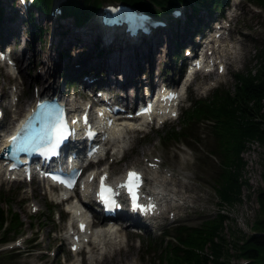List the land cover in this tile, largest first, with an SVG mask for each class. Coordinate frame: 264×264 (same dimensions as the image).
Listing matches in <instances>:
<instances>
[{
  "label": "rangeland",
  "instance_id": "1",
  "mask_svg": "<svg viewBox=\"0 0 264 264\" xmlns=\"http://www.w3.org/2000/svg\"><path fill=\"white\" fill-rule=\"evenodd\" d=\"M109 1L110 0H100L102 3ZM227 1H230V6H234L237 1L239 4L235 6L236 13L232 20L229 21V26L226 20L222 23L224 30L221 31V33H224L222 36L224 41L222 43L217 42L216 44L220 46H229L224 54H230V52L233 54L223 58L225 70L222 74L217 72H214L212 75L198 73L195 76L194 80L189 84L185 97L179 104L177 111L178 116L182 113L183 109L186 108L190 99L199 97L204 98L217 86H231L233 84V75L253 68L255 65V53L257 50L264 48V7L257 5V3H255L256 0ZM8 2L7 0L6 4ZM225 9V11L223 10L218 14L223 15V17L226 16V11L229 8ZM189 10L190 9L187 8V12ZM10 12H13V10L10 9L9 13ZM13 13L15 14V12ZM202 15L208 14L204 12ZM6 16L7 13L5 12L3 20ZM216 16L217 15H214V17ZM33 21L42 30L39 32L38 29L32 28L33 30L30 34L31 30L27 32V30L22 27V34L24 35L23 39L26 37L28 42L30 37H32L34 43L31 47L34 53H36V56L34 58L29 57L26 61H20L19 65L15 67L16 69L12 71L13 77H10L5 70L3 71L0 69V93L4 95V98L2 95L0 99L3 101L4 107L12 101L8 96L13 93L14 88L16 89V97L14 99H17L14 107H9L7 110L2 107L5 112L2 131L13 126V124H9L13 117L16 118V121L23 117L32 106L35 94H37L38 90L40 91L42 83L43 86L47 88L49 83L54 82L56 86H52L53 88H57L56 90H58L59 87L60 89L58 91L62 93L66 92L67 86L63 83V75L66 71L65 68L75 64V60H77L78 57L81 56L85 59L89 57H91V59L94 58L93 63L95 61L102 62V54L98 55L99 52L96 51V47L93 46L95 37H102L98 39H102V44L99 46L103 48V51L109 49L111 50L110 52H112L121 50L122 47L124 49L129 48L130 50L135 48L133 45H126L127 43L121 31L108 32L107 30H99L96 21L95 24H90L92 21L90 20L89 23H87L88 26H73L72 24L74 23L71 18L62 20L59 22L60 26H62L60 30L63 32L62 35L59 34L60 32L56 27V21L52 26V20H50L49 17H42L41 19L36 17ZM183 25L184 24L180 22L176 27L182 30ZM14 26H16V24H14ZM185 29L188 31L187 27ZM209 29H212V26ZM70 32L74 34H70ZM166 33L167 29L157 32V34L163 36V38H166ZM78 34L80 35L78 36ZM81 34H84L86 37L81 38ZM149 36H151V34H149ZM171 37L170 35V45L173 43ZM15 40L18 41L16 35ZM114 40L117 43H113ZM189 40L195 41L192 36ZM7 43L11 44L9 42ZM86 43H88L87 46L89 50L87 49V51L83 53L78 52L77 55L74 56L75 51H72L73 48H81L82 45L84 46ZM118 45L122 47H118ZM185 45L183 47H185ZM14 48V56H18L19 53H22L24 43L17 47L14 46ZM69 49H72L71 59L67 60L66 56H59V51L68 52ZM49 52L52 53V60H59L60 62L62 59L66 58L62 60L63 68H60L58 64L54 65L57 70L58 68L60 69L57 72V76L54 66H50L49 63L44 66L41 64L45 54H49ZM106 52L107 51H105V53ZM216 52L219 53L220 49L217 48ZM91 59L89 60L91 61ZM38 60H40V62H37ZM169 61H171V63ZM166 63L167 65L170 64L169 67L172 68V58L162 52L160 59H158L154 65V71L159 72L164 69L162 79H168V77H170V70H167L168 67ZM97 69L101 70V67H97ZM85 73H93L95 77L97 72L83 70L78 74ZM141 74H147V72H142ZM66 75L67 83L73 82L72 78L75 76H73V74L69 75V73ZM175 76L176 73L174 77ZM72 90L75 95L79 94L77 97L78 100H82L83 98L86 99V97L89 98L90 92L84 90L80 85L76 87L74 84H71V89H69V91ZM15 111L16 114H14ZM165 125L179 127L180 123L179 120L171 118L164 126ZM163 131L164 129H162V126L157 123L156 126H144L140 131L129 133L127 136L128 140L125 141L121 148L124 151V158L120 160L118 154L115 156L111 155V157H108L105 161L103 168L108 170L110 178L121 176L127 169L134 168L140 170L147 179L146 188L148 190L153 184V182L148 179L152 174L149 165L151 162H158L161 169L159 173L160 177L163 176L170 179L168 190L172 191V189H174L176 192H180L181 195L187 197L186 207L185 205L184 207H175L174 210L171 211L173 215H167V217L162 220L163 225L161 228L153 230L148 229L146 232L140 231L139 234H136L134 230L128 228V226L123 223L119 229V236L121 237L120 246H107L109 253L105 251L107 248H104L101 252L97 251L95 258L101 259L106 255L103 258L104 262L102 264H165L159 261L158 254H153V252L149 254L147 252L146 245L149 237L151 238L154 236V238H158L160 230L163 229H168L167 231L170 233V228H173L177 224H186L191 227L199 226L204 220L216 216L218 212H223V214L228 217L225 226V235L230 244L236 241L232 239L230 230L236 232V235L237 233L241 235L244 234V238L253 233L252 226L258 217V204L256 202L257 191L262 185L261 176L264 173V148L254 143L242 154V158L246 163L243 178L249 183L250 189H244L239 204H236L232 208L221 207L216 193L212 188L209 178L210 175L204 168L199 167V159L203 158L207 151V139H204L202 136L200 137L202 141H196V144L189 142L192 146L189 147V150L183 145L171 141L164 142V145L160 144L158 138ZM200 133H203L202 127L200 128ZM48 190L44 187L41 188L37 183H12L5 181L2 176L0 177V194L2 193L0 208L5 211V213L7 212V218H10L12 214H17L19 216V224H21L20 228H22V232L17 235H23V237L18 240V246H16L15 243V247H17L19 252L16 250H12V252H10L11 250H5V252H10L7 253L6 256L9 254L14 255H11L12 258H0V264H91L90 261H87V253H82L81 255L70 254L66 246H63L62 242L56 240L57 238H64L67 232V224L70 215L66 214L67 219L64 222H62L60 217L58 218L60 213L65 214L64 208L57 205L58 195ZM5 200H10L11 204L8 205ZM178 205L181 204L179 203ZM178 205L176 204V206ZM50 206L54 207V211L58 216L51 217L49 211ZM20 228H17V230ZM12 236L13 233H10L9 237L12 238ZM14 237L15 236H13V239ZM242 240L243 239H241V241ZM13 245L14 244H11L8 247H12ZM1 248H4V246ZM32 249L36 251H32ZM229 251L235 255L233 247L229 248ZM231 264H243V261L234 257L231 260Z\"/></svg>",
  "mask_w": 264,
  "mask_h": 264
},
{
  "label": "trees",
  "instance_id": "2",
  "mask_svg": "<svg viewBox=\"0 0 264 264\" xmlns=\"http://www.w3.org/2000/svg\"><path fill=\"white\" fill-rule=\"evenodd\" d=\"M110 1L121 2L152 15L167 13L169 8L177 4H187L192 9L187 15L190 21L198 17L197 7L212 13L214 7L220 8L227 0ZM50 2L37 0L35 4L43 14H47ZM255 3L264 7V0H256ZM100 4V0H68L62 11L64 16L72 17L78 25L88 20ZM66 53L59 51L62 57ZM254 61L253 68L233 75L231 86H220L205 99H191L189 107L183 110L179 118L180 126L167 127L159 136L163 145L171 141L176 144L182 142L188 147H192L189 142L196 144V141H202V136L207 139V151L199 159V167L210 175L212 188L221 207L232 208L239 204L244 189H250L249 183L243 178L246 163L242 154L254 143L264 148V48L257 50ZM201 127L203 133H200ZM261 179L263 185L259 187L256 197L258 217L252 226V235L244 238V234L236 235L230 230L232 239L236 240L230 244L225 235L228 217L218 212L199 226L179 224L170 233L165 232L160 239L150 238L146 245L147 252L158 254L159 261L165 264H231L234 257L247 260L248 264H264V173ZM5 202L11 204L10 200ZM49 211H52L50 207ZM7 216V212L0 208V244L11 241L21 229L17 214H12L11 219ZM5 222L7 226H4ZM10 233H13L12 238L9 237ZM231 247L235 255L229 251ZM6 254L0 253V258H12L11 255H14Z\"/></svg>",
  "mask_w": 264,
  "mask_h": 264
},
{
  "label": "bare ground",
  "instance_id": "3",
  "mask_svg": "<svg viewBox=\"0 0 264 264\" xmlns=\"http://www.w3.org/2000/svg\"><path fill=\"white\" fill-rule=\"evenodd\" d=\"M179 9H180V17L184 16L185 10L182 7H179ZM5 12L7 13V16H9L8 8H6ZM207 14L208 15L201 14L199 16V19L193 24V26L195 27L193 28L192 32L196 33V35L194 36L195 41L189 40L191 39L192 35L188 34V35H183L182 37H180L181 39L178 38L172 41L173 43L170 45V35L168 33L171 32L175 34V30L168 29L165 35L166 38H163V36H160L157 34L159 29L157 30V28H151L149 32H153V33L150 39L146 40L145 43H140L134 46L135 48L133 50H130L129 48L124 49L122 46L118 45V47H122V49L115 50L112 52H110L111 50H109L106 53L104 52L101 55L102 62L95 61L94 63L96 64H94L93 63L94 58L91 59V57H89L85 59L80 56L78 57L77 60H75L76 61L75 64H72L70 67H66L65 69L70 74H73V76H75L76 74H78L80 71H83V70H87V71L92 70V72H97L95 76V81L93 82L94 85L101 84L102 87L105 88L106 90L118 91L120 95L116 98L117 101H119L124 107H128V105L130 103H133V101L141 100V97L138 94V92L142 88H150V87L153 88V86L159 85L166 81V79H162V76L164 74V69L160 70L159 72L154 71V65L156 64V61L160 59L162 52L166 53L167 56H170L172 58V68L169 67L170 64L167 65L166 63V66L168 67L167 70H170V77L168 78H173V76L175 75L173 62L175 58L177 57V53H180V49L188 48L192 53H194L196 49V39H199L200 33L201 32L203 33V37H206L208 34L211 35L213 30L209 28H211L210 21L212 19V16H210L209 13ZM7 16L4 18L2 22H0V50L2 51L4 49H7L8 53L6 54L10 57V59L16 62V66H17L19 65L20 61H26L27 59H29V57L34 58L36 56V53H34V50L31 47L34 41L32 40V37H30L29 42L27 41L26 37L23 39V36H24L22 34L23 28L21 26L18 25L19 27L15 28L14 24L7 25L6 23V21H8ZM152 23L155 24L157 23V21L153 20ZM3 26H9L8 31H5L2 33ZM223 30L224 29L220 31H223ZM178 32L182 33L183 31L180 30ZM70 34H74V33L70 32ZM223 34L224 33L222 32L220 37H218L217 40L216 38H212L214 39L213 43L211 40L207 44L203 45L205 49L207 48L210 49V50L209 49L206 50L207 52L206 56H209L208 59L214 56V52L215 50H217V48L220 49V52L219 53L216 52V53L219 54L220 56L225 57L228 54V53L224 54V52H226V49H228L229 46H220L216 44L217 42L222 43L224 41L222 37ZM15 35L18 41L15 40ZM79 35L80 34H78V36ZM81 35H82L81 38L86 37L84 34H81ZM131 39L132 38H129V40ZM7 42L11 44H8ZM23 43H24V48H22V53L21 54L19 53L18 56H14V49H15L14 46L17 47L18 45H23ZM114 43H117V42H114ZM87 45L88 43L84 44V46L82 45L81 48H77V49L73 48V50L71 49L73 52L75 51L74 56H76L78 52L83 53L84 51H87V49L89 50V47ZM184 45L185 47H183ZM12 46H13V50H12ZM71 50L69 49L67 52V55H66L67 60L71 59L70 57L72 54ZM51 55L52 53L50 52L49 54H45V57L43 61H41V64L44 66V65H48L49 63L50 66L52 67L55 64H58L60 68H63L62 60L66 58L62 59L59 62V60L57 61L52 60ZM89 59H91V61ZM37 62H40V60H38ZM169 62L171 63V61ZM21 65H22V62H21ZM97 67H101V70H98ZM54 69L56 70V76H57L58 75L57 72L60 69L58 68L57 70L55 66H54ZM12 70L13 68H11V71ZM140 71L144 73L147 72V74H141L142 72ZM7 73L10 76V70L7 71ZM139 75H140V78H139ZM179 77L180 75H178V78ZM52 86H56L54 82L49 83L47 88H45L42 83V86L40 88V91L38 90V93L47 94V93L54 91L55 93H57L58 96L62 95V92L56 90L57 88H53ZM85 86H87V88L93 87L92 84H87V83L85 84ZM134 92L135 94L132 97ZM14 114H16V111L14 112ZM170 114H172L171 107L163 106L160 108L158 115L160 118H162V117H167ZM14 122H16L15 117H13V119L10 121L9 124H14ZM137 127L138 126L136 124H133L132 122H129V121H125V122H121L120 124H115L110 129L106 130V134L108 135L107 138L109 141V145L112 148V149L110 148L111 149L110 152L112 154L113 153L115 154V150H116L115 148L117 149L120 148L125 143V141L128 140L127 139L128 134L135 131V130L127 131L126 129L137 128ZM140 127H143V126L140 125ZM1 135L2 134H0V136ZM113 150L114 152H112ZM100 153H102V151ZM93 174L94 173H91L87 177L84 183L85 185L84 188L86 190H88L90 187L91 182L89 181V178H91ZM148 179L151 182H153V184L151 188L148 190L145 198L146 200L154 204L155 213L157 216L161 215L162 211H165L164 208L168 207L169 209L167 210H174L175 207L179 208L180 206L184 207V205H186L187 197L181 195L180 192H176L174 189H172V191H169L168 184L170 183V179L165 178V177L163 178L160 177L159 172L157 171V168L152 171V174ZM179 203L181 205H178ZM176 204L178 206H176ZM67 209L71 215V220L87 222V219L85 218V216H87V213L83 212V208H81L80 206L71 204L70 206H68ZM131 224H133V222H131ZM76 237L77 239L73 243L72 247H76L78 250H80L81 248L83 251L86 250V253L88 254L87 261H90L91 264H102L104 262L103 258L106 255H104V257H102L101 259L95 258L97 251L101 252L103 251L104 248H107V246L109 247L110 246H114V247L120 246V238H121L119 236V231H117L116 228H114V226L104 227V228L98 227L97 229H95L94 231H91L87 235L86 234L76 235ZM105 251L109 253L108 248L107 250L105 249Z\"/></svg>",
  "mask_w": 264,
  "mask_h": 264
},
{
  "label": "snow or ice",
  "instance_id": "4",
  "mask_svg": "<svg viewBox=\"0 0 264 264\" xmlns=\"http://www.w3.org/2000/svg\"><path fill=\"white\" fill-rule=\"evenodd\" d=\"M42 107L41 105L37 106ZM38 115V114H34ZM33 118L30 117L27 122L21 125L17 130L16 134L9 138V145L11 146V151L13 153L26 151L30 146L39 145L40 143L47 141L49 146V151L55 154V149L58 147L61 140L65 138L64 126L61 121L53 122L51 124L43 125L39 130L33 128ZM70 186V182H69ZM139 186V176L134 172L128 173V179L124 187H127L129 193L133 197L135 202V192L134 189ZM108 191L103 188L101 190V196L103 198V193Z\"/></svg>",
  "mask_w": 264,
  "mask_h": 264
}]
</instances>
